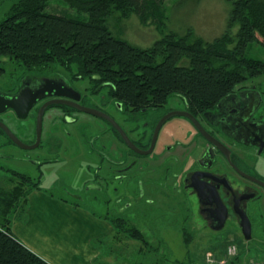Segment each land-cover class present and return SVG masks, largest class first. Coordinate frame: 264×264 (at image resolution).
Here are the masks:
<instances>
[{
    "label": "flooded vegetation",
    "instance_id": "1",
    "mask_svg": "<svg viewBox=\"0 0 264 264\" xmlns=\"http://www.w3.org/2000/svg\"><path fill=\"white\" fill-rule=\"evenodd\" d=\"M14 75L17 76L9 80L5 87L0 84L1 93L16 96L24 88L37 91L48 88L61 92H72L70 90L74 89L72 93L78 94V98L51 93L39 99L24 118H35L34 140L28 138L32 135L28 125L24 124L23 138L2 117L7 112L17 117L13 108L0 112V150L7 145L26 150L40 147L44 121L51 109L58 111L50 117L54 126L58 120L71 124L84 123L79 113L91 114L103 119L109 126L103 135L83 134L89 141L87 146L82 144V149L97 158L91 157L93 162L86 164L92 175L85 186L88 193L76 194V198L91 197L98 203L116 207L115 212H122L124 207L153 209L157 203L154 196L161 194L174 202L183 203L188 210L192 209L212 230L226 218L225 226L220 230L231 226L242 232L240 215L236 211L244 210L252 224V238L264 237V112L260 111L264 94L256 85L238 87L214 107L203 111L191 109L183 98L130 111L121 101L110 98L108 93L103 94V89H94L90 78L78 79L61 69H50L44 74L20 70ZM47 78L52 80L53 87L46 82ZM84 80H88V86L82 89L74 84ZM56 83L57 86L54 85ZM57 99L98 109L113 119L121 130L109 118L86 112L70 103H55L43 109L47 102ZM107 104L114 105L119 113L123 112L122 120L106 110ZM180 111L186 113L172 115L159 126L165 116ZM82 126L92 128L91 123ZM170 126H175L176 135L173 131L165 132ZM164 132L167 134L165 137ZM106 134L102 141L100 136ZM180 134L184 135L183 138L178 136ZM60 143L63 146V140ZM139 150L151 151L142 153ZM1 156L4 155L0 153ZM179 196L181 201H178ZM257 222L261 229L255 236Z\"/></svg>",
    "mask_w": 264,
    "mask_h": 264
},
{
    "label": "trees",
    "instance_id": "2",
    "mask_svg": "<svg viewBox=\"0 0 264 264\" xmlns=\"http://www.w3.org/2000/svg\"><path fill=\"white\" fill-rule=\"evenodd\" d=\"M5 1L12 4L0 20V76L8 62L5 58L15 63V71L28 73L44 74L59 64L75 78H90L94 89H107L110 98L130 111L160 106L173 94L181 95L191 109L203 111L264 74V60L247 55L249 46L261 41L257 34L264 43V0H233L228 26L213 40L189 29L181 37L170 33L147 48L114 35L107 21L115 10L123 16H142L151 0H65L86 13L85 18L50 11V0H0V6ZM15 174H20V184L29 185L26 195L42 189L31 176ZM16 190L0 198L5 205L0 264H52L13 232L10 212L25 191L23 187ZM105 218L111 219L117 241L137 240L141 250L160 247L126 216ZM186 233H192L185 231L191 244L193 239Z\"/></svg>",
    "mask_w": 264,
    "mask_h": 264
},
{
    "label": "rangeland",
    "instance_id": "3",
    "mask_svg": "<svg viewBox=\"0 0 264 264\" xmlns=\"http://www.w3.org/2000/svg\"><path fill=\"white\" fill-rule=\"evenodd\" d=\"M11 4V1H5L0 6V20L6 17ZM232 5L233 0H151L142 16L135 13L123 16L121 11L115 10L108 17L107 23L114 35L142 48L151 47L157 40L173 32L181 37L189 29H193L198 36L206 40H213L226 30ZM48 9L52 12L66 11L80 18L88 17L86 13L71 8L65 0H50ZM236 27L233 28L234 32L238 29ZM257 35L261 41L252 43L247 55L264 60L263 38ZM8 59L5 58L8 62L4 63L5 71L0 76L2 87L17 76H12L15 72V63ZM51 69L69 72L59 64L53 65ZM74 84L82 89L88 86V80L76 81ZM247 84L256 85L264 94V74L248 81ZM102 93L106 94L107 89ZM179 98L183 97L173 94L168 98V103ZM117 109L114 105L106 106L107 111L122 120L121 116L124 114L122 111L123 115L119 113ZM260 111L264 112V103ZM57 112V109H51L46 116L40 147L26 150L16 145H7L0 150L4 155L0 157V198L4 195H12L19 187L25 190L24 195L15 202L10 212L11 218H14L13 232L17 223L24 222L26 217L24 211L28 204L26 193L29 185L20 184V174H15L22 173L31 176L43 191L65 198L74 205H83L101 218L113 215L126 216L148 234L154 245L160 246L156 250L155 246H143L141 250L139 247L142 244L139 241L128 240L126 237L117 241L113 238L112 232L109 236L95 240L96 244L102 242L100 249L103 253L96 260L98 264H220L221 260H226V264H256L264 261V237L259 239L261 236H256L261 229L259 222L255 224L258 226L255 228L256 237L246 240L240 229L231 226L220 231L212 230L192 209L188 210L183 203L174 202L173 199L161 194L154 196L157 203L153 209L137 210L124 207L122 212H115L116 207L111 205L108 207L98 203L96 199L91 200V197L76 198V194L88 193L85 191V186L92 175L86 164L88 161L93 162L92 158H97L96 155L88 154L86 149L83 150L82 144L87 146L89 139L86 136L103 135L109 125L103 119L91 114L79 113L84 123L71 124L58 120L57 125L54 126L50 122V117ZM2 117L23 138L24 124L28 125L32 134L28 138L35 139V118H19L8 112ZM86 123H91L92 128H84L82 124ZM172 131L177 134L175 126L167 127L165 130L166 133ZM165 132L164 137L167 135ZM84 133L86 136L83 135ZM178 136L183 138L184 135ZM106 137L107 134L100 136V139L104 141ZM60 140H63V146L61 143L58 144ZM181 200L182 197L179 196L178 201ZM4 209L5 205L0 201V221L5 219ZM106 219L111 221L109 218ZM185 231L192 233H186L189 239H193L191 244L186 241ZM39 238H42V241L36 240L35 245L40 243L41 246L37 247L45 251V240L41 235ZM229 245L237 246L236 255L228 253Z\"/></svg>",
    "mask_w": 264,
    "mask_h": 264
},
{
    "label": "crops",
    "instance_id": "4",
    "mask_svg": "<svg viewBox=\"0 0 264 264\" xmlns=\"http://www.w3.org/2000/svg\"><path fill=\"white\" fill-rule=\"evenodd\" d=\"M64 199L42 189L33 190L24 222L15 225V235L52 264H98L102 242L96 244L95 240L112 234V223ZM37 235L44 238L45 251L37 247L40 243L35 245L36 240L42 241Z\"/></svg>",
    "mask_w": 264,
    "mask_h": 264
},
{
    "label": "water",
    "instance_id": "5",
    "mask_svg": "<svg viewBox=\"0 0 264 264\" xmlns=\"http://www.w3.org/2000/svg\"><path fill=\"white\" fill-rule=\"evenodd\" d=\"M46 82L48 84H50L52 87H53V83H52V80H50L49 78L46 79ZM55 86H57V83L54 84ZM63 86V84H61ZM74 89H71L70 91L73 92ZM39 91V92H38ZM37 90H32L31 88H24V90H21V92L16 95V96H7L3 93L0 92V112H3L5 111L6 109L8 108H13L15 110V112L17 113L18 117L20 118H26L30 112V110L33 108V106L35 105V103L43 98L45 95L47 94H51V93H54V94H59V95H65V96H69V97H74V98H78V94H75V93H72V92H61V91H58V90H49L48 88H43V89H38ZM44 92V93H42ZM55 103H70L74 106H77L78 108L86 111V112H89V113H93V114H96V115H101V116H104V117H107L109 118L110 120H112V122L121 130V128L114 122L113 119H111L106 113L98 110V109H95V108H91V107H85V106H82V105H79V104H76V102H73V101H68V100H51L49 102H47L44 106H43V109L47 106V105H51V104H55ZM178 113H186V112H175V113H170L168 114L167 116H165L159 123V126L161 125V123L168 117L172 116V115H175V114H178ZM2 126H4V128H6V130L8 132L9 129L3 125L1 123ZM158 126V127H159ZM40 127H41V115L39 117V121H38V140H39V137H40ZM124 137L126 138V140L134 147V145L131 143L130 139L128 138V136L122 131ZM11 136L13 137V139L15 141L18 142V144L20 143L21 146H23V143L18 139L16 138L11 132H10ZM157 136V130L155 132V137ZM38 145V142L35 144V146ZM35 146H30V147H35ZM140 151V150H139ZM151 151V150H150ZM148 151V152H150ZM142 153H148V152H144V151H140ZM239 215H240V221H239V225H240V228H241V231H242V234L243 236L245 237L246 240H250L252 239V224H251V221L247 215V213L243 210L242 212L241 211H236ZM225 222H226V218H223L220 223L216 226H213V229L215 230H220L222 229L224 226H225Z\"/></svg>",
    "mask_w": 264,
    "mask_h": 264
},
{
    "label": "built area",
    "instance_id": "6",
    "mask_svg": "<svg viewBox=\"0 0 264 264\" xmlns=\"http://www.w3.org/2000/svg\"><path fill=\"white\" fill-rule=\"evenodd\" d=\"M228 253L231 254V255H236L238 253L237 246L236 245H229ZM220 264H226V260H221ZM256 264H264V261L257 262Z\"/></svg>",
    "mask_w": 264,
    "mask_h": 264
}]
</instances>
